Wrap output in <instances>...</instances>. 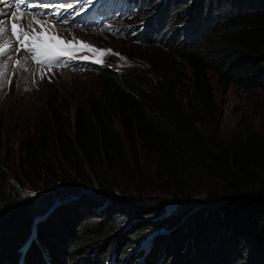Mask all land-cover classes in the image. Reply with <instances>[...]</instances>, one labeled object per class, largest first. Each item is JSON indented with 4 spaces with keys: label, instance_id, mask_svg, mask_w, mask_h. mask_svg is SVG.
Masks as SVG:
<instances>
[{
    "label": "trees",
    "instance_id": "obj_1",
    "mask_svg": "<svg viewBox=\"0 0 264 264\" xmlns=\"http://www.w3.org/2000/svg\"><path fill=\"white\" fill-rule=\"evenodd\" d=\"M191 1L153 0L137 31L168 49L170 79L94 64L98 86L72 116L56 105L25 135L42 210L0 166V264H264V121L222 135L208 77L264 89V0ZM127 217L140 226L126 237ZM150 227L147 250L126 243Z\"/></svg>",
    "mask_w": 264,
    "mask_h": 264
},
{
    "label": "rangeland",
    "instance_id": "obj_2",
    "mask_svg": "<svg viewBox=\"0 0 264 264\" xmlns=\"http://www.w3.org/2000/svg\"><path fill=\"white\" fill-rule=\"evenodd\" d=\"M54 1L52 3H56L58 6L64 5L67 10L60 9L61 14L59 16H52L50 15L52 12L43 11L41 8L30 11L22 9L26 18H19V20L17 18L15 22L27 28L30 23H33L32 16L40 18L41 21L47 19L49 23L55 25L57 34L65 40H72L75 37L77 41L82 40L95 48L112 50L113 54L103 57V64H109L127 71L136 68L141 79L146 81L156 82L171 78L168 49L161 43L148 42L143 38H138L137 31L143 28L144 22L148 18L155 15V12L149 13L151 10L149 4L153 0H146L144 5L148 8L143 9V5L141 11H138V8H132L128 0H93L90 6L83 5L85 9L83 11H81L80 0ZM162 1L158 0L156 8L161 6ZM186 1L192 2L191 0ZM8 2L14 3L15 1L8 0ZM52 3L46 2V4ZM71 3H74L73 7L68 8L67 6ZM4 5L0 4V7L4 8ZM189 6L190 4L187 5L186 9ZM7 10L9 11L8 8ZM55 11H57V6L53 12ZM77 12L80 14L77 15ZM169 17L174 16L169 14ZM2 19L5 18L0 17V20ZM64 20H67L68 23H64ZM171 22L169 26L172 25V29L181 25L180 22L174 24ZM10 23L11 21H9ZM33 26L37 31H40L39 25ZM9 38L12 40L13 49L19 47L18 42L10 34L0 39V46L8 42ZM7 55L11 56L12 59L6 61L8 69L4 76L0 77V166L5 167L11 184L19 191L21 197H32L36 210L39 211L43 209L42 207L46 203L37 204L39 200L37 198L40 195H35L36 190L33 191L26 181L22 164L24 151L22 140L27 133H33L40 117L48 118L51 116L56 105L61 107L70 105V116H72L76 98L85 99L91 88L96 89L98 86V73L94 69V64L98 63L75 59L67 66H53L49 69L34 62L31 59V54L24 48H21L19 53L10 51ZM77 55H89V53L82 51ZM25 57L28 59L25 60ZM15 60H20L24 67L15 65ZM0 62H4L3 56H0ZM208 77L216 103L215 119L218 123V131L222 135H228L239 125L253 124L256 126L264 121V89L259 86H251L242 79L225 80L213 70H210ZM207 181L209 179L201 176L195 186L199 190L196 189L195 193L188 191L189 194L192 197H202L206 193L204 190H206ZM40 191L42 190H37V193ZM154 195L167 196L163 197L162 202L171 205L172 199L168 194L157 192ZM71 203L74 202L71 201ZM161 205L163 206V204ZM132 216L144 218L142 213ZM133 217L122 220L126 237L140 226L131 228L132 224L130 223L134 224L135 222L132 220ZM153 227L156 226L153 225ZM153 232V228L150 227L138 238L127 239L126 243H131L132 248H139V251H144V248L147 250L148 247L146 246L152 240ZM125 249L129 251V247H125ZM129 255L126 254L125 257ZM114 264H126V262L119 263L118 261Z\"/></svg>",
    "mask_w": 264,
    "mask_h": 264
},
{
    "label": "snow or ice",
    "instance_id": "obj_3",
    "mask_svg": "<svg viewBox=\"0 0 264 264\" xmlns=\"http://www.w3.org/2000/svg\"><path fill=\"white\" fill-rule=\"evenodd\" d=\"M81 11L85 10L83 5H91L93 0H80ZM0 4H5L10 11H0V17L5 19L0 20V39L9 34L15 38L19 47L12 48L10 42H5L0 46V56L4 57V62H0V77H3L8 69L7 60L12 59L7 54L10 51L19 53L21 48L26 49L31 54V59L34 62L46 66L51 69L53 66L62 67L67 66L72 60L82 59L90 60L94 63H103V57L113 54L110 49H99L84 41H77L75 37L72 40H65L57 34V29L53 23L47 20L41 21L36 16H32L33 23H30L27 28L17 24V12L21 13V19L24 18L22 9L30 11L35 5L25 3V0H15L14 3H9L8 0H0ZM47 8L50 5H42ZM68 8L73 5L69 4ZM14 9V10H12ZM60 9L67 10L64 5L57 6V11L51 13L52 16H59ZM77 15L80 13L77 12ZM9 21L11 23L9 24ZM68 23L67 20L63 21ZM33 25H39L40 31H37ZM86 51L89 55H77V53ZM119 55V54H116ZM28 58L25 57V60ZM15 65L24 67L20 60L14 61ZM27 70V69H25ZM43 78V76H42ZM10 83V81H9Z\"/></svg>",
    "mask_w": 264,
    "mask_h": 264
},
{
    "label": "bare ground",
    "instance_id": "obj_4",
    "mask_svg": "<svg viewBox=\"0 0 264 264\" xmlns=\"http://www.w3.org/2000/svg\"><path fill=\"white\" fill-rule=\"evenodd\" d=\"M32 5H35V6H37V5H39L37 2H35L34 4L32 3ZM5 7L4 8H1L0 7V11H8L7 10V7H6V5H4ZM47 8H49V7H47ZM10 11V10H9ZM27 11V10H26ZM21 15V13L20 12H18L17 13V18H18V20H19V18L21 17L20 16ZM24 18H26V14H24ZM40 19V18H39ZM32 20V19H31ZM43 20V19H42ZM47 20V19H46ZM18 22V21H17ZM29 22V21H28ZM8 42H10V43H12V40L9 38V41ZM11 46H12V44H11ZM25 62V61H24ZM31 66H34L33 64H31V63H29ZM35 239V238H34Z\"/></svg>",
    "mask_w": 264,
    "mask_h": 264
}]
</instances>
